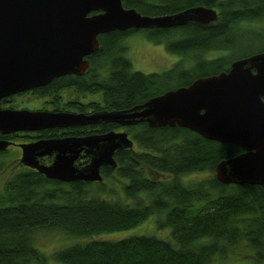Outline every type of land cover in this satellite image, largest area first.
<instances>
[{"label":"trees","instance_id":"obj_1","mask_svg":"<svg viewBox=\"0 0 264 264\" xmlns=\"http://www.w3.org/2000/svg\"><path fill=\"white\" fill-rule=\"evenodd\" d=\"M122 1L125 8L145 16L210 8L218 12V21L201 27L189 24L169 30L102 35L100 50L91 58L85 76L62 77L37 91L61 93L72 89L102 94L107 105L104 111H124L190 86L200 78L228 72L234 61L255 55L236 57L235 49L239 48L240 25L264 20V0ZM137 32L164 44L168 52L181 59L161 73L134 71L122 43ZM256 38L264 42V32ZM188 63L193 65L188 68ZM98 112H102L100 108L91 114ZM123 129L137 149L118 152L117 168H102L101 183L48 180L20 163L23 169L0 191V264H46L34 247L38 231L91 239L131 230L154 215L164 216L158 228L170 230L168 240L156 236L92 240L53 257L59 264H215L227 260L238 244L246 242L254 251V259L264 262V188L223 185L215 177L219 163L239 156L243 150L179 127L152 129L140 124L121 128L102 123L72 132L74 137H86ZM6 153L0 152V157ZM4 169L6 165L0 163V172ZM196 173L207 175L197 180L188 178ZM114 176L121 181L124 199L105 197L114 193L105 182Z\"/></svg>","mask_w":264,"mask_h":264},{"label":"water","instance_id":"obj_2","mask_svg":"<svg viewBox=\"0 0 264 264\" xmlns=\"http://www.w3.org/2000/svg\"><path fill=\"white\" fill-rule=\"evenodd\" d=\"M218 21L214 9L198 7L174 15L145 16L122 0H0V102L49 86L55 79L84 76L99 37L113 32L161 29ZM255 71V72H254ZM264 53L234 61L228 72L200 78L124 111L94 114L3 110L0 133L116 124L152 129L183 128L206 140L235 145L239 156L215 169L223 185L264 188ZM10 142L0 140V152ZM20 163L61 183H101V170L116 169L115 156L134 150L125 131L21 144Z\"/></svg>","mask_w":264,"mask_h":264},{"label":"rangeland","instance_id":"obj_3","mask_svg":"<svg viewBox=\"0 0 264 264\" xmlns=\"http://www.w3.org/2000/svg\"><path fill=\"white\" fill-rule=\"evenodd\" d=\"M239 29H241V34L238 40L239 48L235 49L236 57L243 56V54L259 53L263 50L264 42L255 40L258 39L256 38L257 34L264 32V24L262 22L242 24ZM122 45L127 47L125 56L131 61L133 70L145 74L167 71L181 59V56L178 54L168 52L164 44H158L149 39L144 32H137L127 36ZM232 52H234V50H232ZM192 65L193 64L188 63L187 67L189 68ZM8 107L18 110H32L34 112L91 114L96 112L99 108L101 111H104L103 108H106L107 105L105 104L102 94L80 93L76 90L69 89L61 93H53L49 90L44 92L36 91L33 94L16 98ZM121 131L125 130L123 129ZM65 133L66 135H63V131L52 132L43 134L41 137L34 134L30 138L35 140L39 137L54 138L73 136L72 130H67ZM28 137L29 136L24 139H29ZM20 158L21 152L15 147H11L6 154L0 157V163L6 165V169L0 172V191H3L8 181L11 180L17 172L23 169V167H20ZM206 175L207 174L204 173H196L188 178L197 180ZM105 182L108 184V188L114 191L112 196L105 195L107 199H124L125 195L121 190L122 184L117 176H114L110 180H105ZM126 202L132 204L134 201L127 200ZM162 218H164L163 215H154L131 230L104 234L92 237L91 239L69 237L57 231H38L35 233L34 247L43 255L46 264H59L53 257L57 252L74 245L85 244L92 240L118 241L135 236H156L160 239L168 240V238H170V230L158 228V221ZM215 264H264V262L258 263L254 259V251L248 247L246 242H242L235 247L233 253H231L227 260H219Z\"/></svg>","mask_w":264,"mask_h":264},{"label":"flooded vegetation","instance_id":"obj_4","mask_svg":"<svg viewBox=\"0 0 264 264\" xmlns=\"http://www.w3.org/2000/svg\"><path fill=\"white\" fill-rule=\"evenodd\" d=\"M261 23V22H260ZM262 23L264 24V20L262 21ZM212 24V23H211ZM252 24V23H251ZM254 24V23H253ZM192 25H196V26H200L201 25H198V24H192ZM210 25V24H209ZM205 26H208V25H205ZM261 53H264L261 52ZM256 54V53H255ZM258 54V53H257ZM260 54V53H259ZM95 55V54H94ZM92 55L91 57H89V61H90V64H91V58L94 56ZM247 58V57H246ZM91 67V65H90ZM90 69V68H89ZM88 69V71H89ZM88 71L85 73V75L88 73ZM255 72V71H254ZM84 75V76H85ZM77 77V76H75ZM80 77H83V76H80ZM56 80V79H55ZM54 80V81H55ZM53 83V82H52ZM51 83V84H52ZM50 84V85H51ZM48 87V86H47ZM45 88V87H44ZM41 89V88H39ZM39 89H35V90H31V91H28V92H25V93H20V94H16V95H13V96H10V97H7V98H4L1 102H0V106H1V109L3 110H17V111H22V110H18V109H14V108H10L8 107L11 103H13V101L16 99V98H20V97H23L25 95H29V94H33L34 92H36L37 90ZM72 90V89H70ZM264 100V98H263ZM8 105V106H7ZM25 110V109H24ZM27 111H31V112H34L32 110H27ZM75 128H82V127H74V128H67V129H52V130H44V131H35V132H30V131H19V132H16V133H12V134H9V135H3L0 133V140H5V141H8L11 143V145L9 146V148L5 151L7 152L11 147H15V148H18L21 152V157H22V149L20 148V145L21 144H28V143H33V142H37L39 140H47V139H54V138H65V137H74V136H62V137H54V138H40L41 135L43 134H49V133H54V132H60V131H63V135H65L66 131L67 130H73ZM34 134H37L38 136H40L39 138L33 140L31 139L30 137ZM27 136H29L28 138L29 139H24L26 138ZM23 139V140H21ZM19 160V159H18ZM21 160V158H20ZM19 160V162H20ZM27 168V167H26Z\"/></svg>","mask_w":264,"mask_h":264}]
</instances>
